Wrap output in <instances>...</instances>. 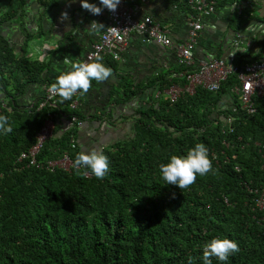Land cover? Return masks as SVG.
Instances as JSON below:
<instances>
[{
  "label": "trees",
  "instance_id": "16d2710c",
  "mask_svg": "<svg viewBox=\"0 0 264 264\" xmlns=\"http://www.w3.org/2000/svg\"><path fill=\"white\" fill-rule=\"evenodd\" d=\"M154 1L177 10L171 13L175 17L185 18L191 11L187 0ZM239 3L244 0H216L213 14L233 11ZM143 7L149 9V2ZM248 21L262 27L249 59L235 58L236 63L264 61V17L255 14ZM241 24L246 28L247 21L229 19L231 35ZM203 27L211 29L204 21ZM32 37L27 34L15 51L0 36V115L8 117L12 128L0 133V264H188V257L203 264L204 245L213 238L237 243L239 251L227 264H264V210L255 205L253 193L264 186V150L256 145L264 141V99H253L255 112L245 115L231 93L233 77L214 92L196 88L174 102L164 96L153 99L155 90L185 84L175 62L136 82L121 71L120 61L104 55L115 77L104 106L87 107L78 93L75 109L59 98L38 108L43 89L55 80L47 74V63L25 54ZM213 57H222L220 51ZM96 86L101 84L93 81L91 89ZM138 99L144 100L141 106L112 118L109 110ZM72 117V126L63 130ZM48 118L53 128L35 156L39 166L18 161ZM79 122L93 123L97 130L126 122L114 142L96 149L108 157L103 179L73 167L76 154L90 150L80 139ZM195 143L207 147L213 171L198 175L186 190L166 185L157 173L158 163L171 154L186 155ZM63 156L71 163L68 170L40 166Z\"/></svg>",
  "mask_w": 264,
  "mask_h": 264
},
{
  "label": "crops",
  "instance_id": "0c3cea01",
  "mask_svg": "<svg viewBox=\"0 0 264 264\" xmlns=\"http://www.w3.org/2000/svg\"><path fill=\"white\" fill-rule=\"evenodd\" d=\"M122 1L126 5H131L138 0ZM249 1L250 4L245 7L252 10L253 15L257 14V16L264 17V0ZM153 3H155L154 0L149 2V9L141 5L138 15L150 13L155 21L167 28L168 36L173 44L182 41L186 31L184 16L175 17L171 13H179L177 10H167L164 6ZM62 12L68 13L67 20H61ZM6 13L10 14V16L6 20H0V36L10 42L15 51H19L26 35H33L32 39L26 43L24 52L31 58L47 63V74L51 80H55L58 75L57 69L62 71L69 70L70 65H65L62 62L65 57L73 61L76 59L83 60L90 44L95 40L94 34L89 33L86 29L98 17L83 10L80 7L79 0H75V3L72 0H0V17ZM233 17L236 18L234 12L225 8L218 9L216 13L202 18L204 22L209 23L211 29L205 30L203 27L199 33L193 50L195 59L211 58L218 51L225 58L231 56L234 59L241 58L242 61L249 59V53L253 51V47L246 48L240 45L234 48L231 42V34L227 35V39H229L227 42L223 41V30L227 27L229 19ZM248 22L245 25L246 28L242 24L240 25L242 26L239 27L240 37L243 42L252 40L254 44L253 40L256 32L261 30V25H253V23L249 25ZM241 23L245 22L241 21ZM103 63L107 66L104 60ZM172 63H174V52L172 49L164 48L154 43L144 44L137 34L131 33L128 40V48L121 56L120 66L118 67L121 71L128 73L133 81L140 82L162 68L172 65ZM114 78L112 73V76L107 81L100 83L101 86H96L87 94L81 95L82 104L87 107L89 105L95 107L104 106L107 103L105 100L106 92L110 85L114 83ZM35 92L36 90H34L33 94ZM143 103L144 100L138 99L109 111L112 114V118L116 120V118L119 119L123 115L130 114V111L134 108L133 106H141ZM126 126V122L119 123L118 126L112 125V127L103 124L97 130L93 123H81L79 127H82L83 130H81L80 139L86 149H100L102 146L114 142L120 135H118V130Z\"/></svg>",
  "mask_w": 264,
  "mask_h": 264
},
{
  "label": "built area",
  "instance_id": "2783aa9c",
  "mask_svg": "<svg viewBox=\"0 0 264 264\" xmlns=\"http://www.w3.org/2000/svg\"><path fill=\"white\" fill-rule=\"evenodd\" d=\"M150 1L152 0H138L131 5H126L121 0L115 13L104 9L102 14L97 16L96 22H102L105 25V30L108 27H116L119 31L116 33H103L104 30H102V33H94L95 40L90 44L83 60L88 59L91 54L95 53L100 56L107 55L114 61H121L120 54L125 51L130 34L135 33L144 44L154 43L161 47L172 49L174 52V62L182 69L180 76L184 79L185 84L182 87L170 86L165 90H155L152 93L153 99L164 96L168 101L174 102L183 93L191 95L196 88L214 92L221 82L225 81L228 77H233L236 84L232 86L231 93L237 96L240 109L245 115L253 114L255 112L253 99H264V61L253 60L236 63L231 56L229 58L211 57L195 59L193 55L199 33L203 28L202 18L213 14L216 0H187L191 11L186 13L184 18L186 27L185 36L182 41L175 44L170 40L168 30L164 25L155 21L150 16L138 15L141 5ZM88 2L100 7L99 0H88ZM247 4H250L249 0H245V3L237 4L233 10L234 16L242 22H246L253 16V12L245 8ZM232 35L231 42L234 48L240 45L250 48L254 45L252 40L243 42L239 30L234 31ZM47 88L48 86L43 89L44 101L38 104V108L42 107L44 102L50 98H59L52 96ZM75 96L71 100H67L70 109H75L78 106ZM74 120L72 117L69 121H66L63 125V130H68ZM230 122L231 118H227L225 124L229 125ZM81 123H77V126L81 125ZM52 128V122L48 118L35 134L33 145L25 153L19 155L18 161H26L27 166H39L35 160V156L43 142L51 137ZM256 145L264 150V142ZM40 166H44L50 170L53 168L68 170L71 163L66 156H63L59 160L49 161L44 165L40 164ZM253 193H256V190ZM254 203L260 210H264V188L255 198Z\"/></svg>",
  "mask_w": 264,
  "mask_h": 264
},
{
  "label": "clouds",
  "instance_id": "9594fccd",
  "mask_svg": "<svg viewBox=\"0 0 264 264\" xmlns=\"http://www.w3.org/2000/svg\"><path fill=\"white\" fill-rule=\"evenodd\" d=\"M75 3V0H72ZM80 7L94 16L102 14L104 9L115 13L121 0H99L100 7L88 0H79ZM61 20L68 19V13H61ZM248 21V20H247ZM89 33H116V27H108L96 21H92L86 29ZM43 59V58H42ZM70 65V70L57 69L58 75L47 90L59 97L60 102L71 100L78 93L87 94L92 88V82L102 83L112 76V69L105 66L103 58L98 54H91L88 59L75 61L65 57L62 61ZM3 94L0 93V98ZM12 131L8 117L0 115V133L7 134ZM264 142V141H263ZM73 167L78 171L83 169L84 175H93L97 179H103L109 170L108 157L102 150L90 149L78 152L73 161ZM213 171L212 161L208 156V149L203 143L195 145L187 150L186 155L171 154L167 162H159L157 173L166 185L175 186L177 189L186 190L196 182L197 176H205ZM264 186L256 190L257 196L263 191ZM255 194V193H254ZM224 202H226L224 200ZM239 251L236 242L227 238H213L203 248V264H212L215 257L221 264H227L229 257ZM188 264H193V258L188 257Z\"/></svg>",
  "mask_w": 264,
  "mask_h": 264
},
{
  "label": "rangeland",
  "instance_id": "374dc122",
  "mask_svg": "<svg viewBox=\"0 0 264 264\" xmlns=\"http://www.w3.org/2000/svg\"><path fill=\"white\" fill-rule=\"evenodd\" d=\"M240 29V28H239ZM240 31V30H239ZM242 31V30H241ZM223 34H231V31L229 30V27H225L224 28V30H223ZM231 37L233 36V35H230ZM228 37V36H227ZM227 37H226V39H227ZM227 40H229V39H227ZM227 40H226V42H227ZM254 41V40H253ZM254 45H255V41H254ZM254 45H252L251 47H253V48H255L256 46H254ZM239 51H241V50H239Z\"/></svg>",
  "mask_w": 264,
  "mask_h": 264
}]
</instances>
